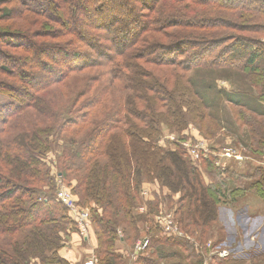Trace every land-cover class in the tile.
<instances>
[{"label":"trees","instance_id":"1","mask_svg":"<svg viewBox=\"0 0 264 264\" xmlns=\"http://www.w3.org/2000/svg\"><path fill=\"white\" fill-rule=\"evenodd\" d=\"M0 4V95L11 102L0 105V264H69L62 252L78 230L56 198L57 179L89 211L98 264L131 262L120 243L133 247L141 232L149 246L133 264H203L219 207L234 206L251 190L264 199V169H222L214 157L219 150L211 147L207 159L194 162L178 143L162 147L159 138L162 128L178 137L190 126L214 133L189 82L194 69L243 71L264 102V0ZM92 74L95 85L79 87ZM27 117L35 125L19 129L15 123ZM55 118L62 119L56 130L66 143L55 154L57 172L47 161L52 145L45 132ZM253 121H241L254 143L247 149L262 158L264 120L258 129ZM91 125L97 151L78 146L69 153ZM240 152L245 159L235 163L251 161ZM146 183L154 185L152 202L141 196ZM144 202L150 214L171 212L189 239L169 236L148 213L137 214ZM229 259L211 263L232 264Z\"/></svg>","mask_w":264,"mask_h":264},{"label":"rangeland","instance_id":"2","mask_svg":"<svg viewBox=\"0 0 264 264\" xmlns=\"http://www.w3.org/2000/svg\"><path fill=\"white\" fill-rule=\"evenodd\" d=\"M0 7H2L1 4ZM167 55L170 54L168 53ZM244 74L240 70H211L206 67L194 69L190 74L189 82L193 84L196 92L199 94V98L201 97L200 99L205 105L204 115L208 117V122L205 124L209 125L210 130L213 129L214 133L202 135L198 133L196 127L190 126L188 131L181 134V137H178L173 132H168L166 128H162L159 145L166 147L167 143H178L182 151L187 152V145H192L202 139L213 150L223 151L225 148H232L235 151H247L248 153L253 151L252 149H247L251 147V143L254 145L250 136V129L247 125H243L241 121H243L244 117L250 116L254 120L252 126L255 129L259 128L257 126L261 127V121L264 120V102L258 100L257 90L246 81ZM94 82L95 78H93V74L82 77L79 87H83L89 83L95 85ZM98 89L100 90L101 88ZM99 90H95L94 93L92 92V95L97 94ZM86 100V102H89V97ZM8 103L11 102L6 97L0 95V105ZM66 104L64 107L67 111H70L72 107L68 106V103ZM55 112L57 115H60L59 107L58 111L57 107L55 108ZM111 114H107L104 118H101L97 124L106 121L107 118L112 116ZM61 123L62 119L55 118L48 122L46 127L50 129H46L47 131H45L49 145H52V150L49 151L46 157L47 161L53 165L55 172H57V168H55L56 164L54 163V161L56 162L55 154L65 151L66 146L65 139L56 130ZM15 124L19 125V129H21V126L24 129H30L35 125L31 117H27L24 121L16 122ZM92 124H94L93 119ZM92 127L93 125L87 126L86 132L82 131V136L75 137L78 138L76 139L77 147H70L68 149L69 153L77 151L78 146L89 148V151H97L98 144L95 145L93 142L95 131H93ZM101 133L102 131L98 132V134ZM93 154L95 155L97 152H93ZM249 155L251 161L247 163L243 162V168L241 165L238 166L236 163L226 160L221 161L220 165L223 167L222 169H230L231 171L234 170L240 173L247 171H249L247 173H252L256 168L264 169V157L252 156L251 153ZM253 165L256 167L255 169L253 168L254 171L252 169ZM236 167L237 169H234ZM229 181L233 185H237L238 182L235 178H230ZM59 182L67 187L61 179H57V191H59ZM77 234L81 240H88L89 231L85 236L80 235L78 232ZM206 237L207 242H210L214 248L211 249L212 251L219 250L222 247H228L231 250L229 261L232 264H264V199L259 198L251 190L247 191L234 206L219 207L218 220L211 223ZM213 242L219 243L214 244ZM209 252L210 249L208 254L205 255V259L209 258ZM191 262H195L193 257Z\"/></svg>","mask_w":264,"mask_h":264},{"label":"built area","instance_id":"3","mask_svg":"<svg viewBox=\"0 0 264 264\" xmlns=\"http://www.w3.org/2000/svg\"><path fill=\"white\" fill-rule=\"evenodd\" d=\"M187 153L191 160H193L194 162H198L200 160L207 159L211 155V149L210 147H208V144L204 140H199L192 145H187ZM214 157L216 158L217 166H221L220 163L222 160H233L236 162H241L245 159V157L241 154L240 151H235L231 148H225L223 151L217 152L216 154H214ZM56 198L69 211L72 219L75 222V225L77 226L78 233L82 236L87 235L90 227V217L88 209L80 208L76 204L75 198L72 195L71 190L61 182H59V191H57ZM159 225L164 231V233L169 236L186 237L187 239H189L177 228L174 223L173 215L171 213H166L162 215L159 221ZM190 241L193 242V240L191 239ZM148 246V237H143L142 239L137 240L133 246L132 254L130 253L129 255L131 260L135 261L136 256L139 253L144 252L148 248ZM195 247H197V244H195ZM207 248L210 249L209 258L204 259L203 264H212L211 260L213 257L225 259L229 257L231 253L228 247H222L219 250L217 249L212 251L211 249L214 248L210 242L207 243ZM85 264H98L95 254H92L90 258H88V260L85 262Z\"/></svg>","mask_w":264,"mask_h":264},{"label":"crops","instance_id":"4","mask_svg":"<svg viewBox=\"0 0 264 264\" xmlns=\"http://www.w3.org/2000/svg\"><path fill=\"white\" fill-rule=\"evenodd\" d=\"M222 161H225V160H222ZM226 161L234 162L233 160H226ZM236 164L239 166L238 163H236ZM240 165L243 168V165L242 164H240ZM234 169H237V167ZM153 189H154V185H152V184L146 183V185H144V188L141 191V196L145 200V202H152L154 200V198L152 196L153 194H151V191H153ZM136 213L137 214H147L148 208H147L146 203L141 205L139 208H137ZM166 213H171V212H162L161 211V212L153 213V214L148 213L149 214V216H148L149 220H151L153 222V224L156 225L158 227V230H160V231L162 229L159 225V221H160V218L162 217V215H164ZM139 227L142 229V231L147 230V226L144 224H139ZM118 235H119V237H122V234L120 232H118ZM142 237H144L143 232H141L140 238H138L137 240L142 239ZM120 244H121L120 248H121L122 252L130 251L127 253V257L129 258L130 253L132 254V252H133V247H130V246L124 247V244L122 241ZM97 246H98V242H97V238L95 236L93 229L90 230L89 237H88L87 241L81 240V238L78 236L77 233H72L71 237H70V241L67 244L66 249L63 250L62 255L64 256L63 258L67 262H69V264H81L89 256H91L92 254H95ZM230 252H231V250H230ZM128 264H133L132 260H131V262L129 261Z\"/></svg>","mask_w":264,"mask_h":264}]
</instances>
